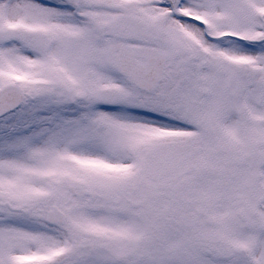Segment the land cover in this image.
<instances>
[{
  "label": "snow or ice",
  "instance_id": "snow-or-ice-1",
  "mask_svg": "<svg viewBox=\"0 0 264 264\" xmlns=\"http://www.w3.org/2000/svg\"><path fill=\"white\" fill-rule=\"evenodd\" d=\"M0 264H264V0H0Z\"/></svg>",
  "mask_w": 264,
  "mask_h": 264
}]
</instances>
